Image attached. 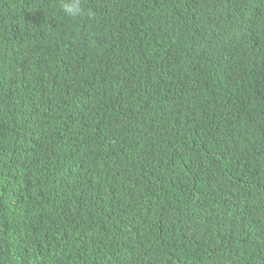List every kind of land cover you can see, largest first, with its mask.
Masks as SVG:
<instances>
[{
  "label": "trees",
  "instance_id": "trees-1",
  "mask_svg": "<svg viewBox=\"0 0 264 264\" xmlns=\"http://www.w3.org/2000/svg\"><path fill=\"white\" fill-rule=\"evenodd\" d=\"M0 0V264H264V0Z\"/></svg>",
  "mask_w": 264,
  "mask_h": 264
},
{
  "label": "clouds",
  "instance_id": "clouds-1",
  "mask_svg": "<svg viewBox=\"0 0 264 264\" xmlns=\"http://www.w3.org/2000/svg\"><path fill=\"white\" fill-rule=\"evenodd\" d=\"M60 7L64 15L73 19L84 15H91L90 12L86 13L81 0H63Z\"/></svg>",
  "mask_w": 264,
  "mask_h": 264
}]
</instances>
